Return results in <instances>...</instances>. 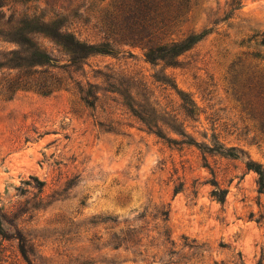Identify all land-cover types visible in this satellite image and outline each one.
<instances>
[{"label": "rangeland", "instance_id": "rangeland-1", "mask_svg": "<svg viewBox=\"0 0 264 264\" xmlns=\"http://www.w3.org/2000/svg\"><path fill=\"white\" fill-rule=\"evenodd\" d=\"M188 6L168 64L110 33L114 0L9 4L94 51L0 27V264H264V0Z\"/></svg>", "mask_w": 264, "mask_h": 264}, {"label": "trees", "instance_id": "trees-1", "mask_svg": "<svg viewBox=\"0 0 264 264\" xmlns=\"http://www.w3.org/2000/svg\"><path fill=\"white\" fill-rule=\"evenodd\" d=\"M0 0V27H8L13 35L11 40L16 43L26 41V34H38L44 39L61 46L77 54L78 57L72 61L89 55L94 49L91 46L80 45L74 41L72 35L68 34L66 29L57 28L53 22L38 21L33 14H21L20 17H14L11 12L10 3L25 4L30 0ZM115 12L120 16V24L112 28L109 27L110 33L118 36L121 41L129 45H138L144 51V59L149 63L159 61H168V64L179 54L187 50L192 41L193 36H188L183 40H158L161 35H169L170 29L178 23L189 10L188 0H114ZM7 7L6 11L3 8ZM11 12L12 14H6ZM55 27V28H54ZM62 28V27H61ZM3 37L9 36V33H3ZM260 44L264 45V37L260 40ZM51 62L50 59H48ZM37 64H47L42 60L35 61ZM264 79V78H263ZM254 99L260 102L262 113L259 116L258 131L264 137V80L259 91L255 93ZM185 116L191 119L195 114V107L192 103H184ZM131 108V107H129ZM145 125V121L140 119ZM160 137L159 133H155ZM248 171H252L256 175V186L259 192H264V173L258 166L252 164L246 165ZM222 201V199H218Z\"/></svg>", "mask_w": 264, "mask_h": 264}]
</instances>
